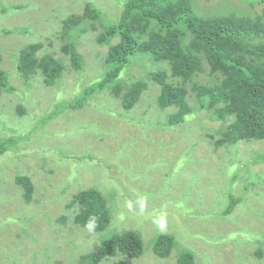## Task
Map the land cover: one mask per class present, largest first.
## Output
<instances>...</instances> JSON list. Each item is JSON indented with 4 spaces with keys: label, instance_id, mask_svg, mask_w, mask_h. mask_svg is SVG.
Segmentation results:
<instances>
[{
    "label": "rangeland",
    "instance_id": "374dc122",
    "mask_svg": "<svg viewBox=\"0 0 264 264\" xmlns=\"http://www.w3.org/2000/svg\"><path fill=\"white\" fill-rule=\"evenodd\" d=\"M123 1L0 0L1 68L15 88L0 96V139L12 132L16 138L15 147L0 157V198H5L0 203V264H75L84 252L100 246L108 232L128 230L141 233L145 244L144 253L130 264H177L186 247L201 253L196 264H206L204 259L209 264H264V242L257 247V243L243 246L244 241H239V248H243L239 254L232 244L217 250L210 243L218 236L228 238L233 231H248L252 236L264 233V164L253 158L254 153H264V142L239 143L232 149V153L238 150L237 158L222 149L211 153L205 132L193 119L186 126L193 127L190 132L182 126L142 132L138 122L157 127L175 111L168 108L160 112V87L151 81L131 111L122 109L108 90L92 97L88 105L70 109L69 103L79 100L83 88L105 75L104 58L118 39L99 45L97 36L108 20H117ZM87 4L104 17L102 23L85 21L81 25L84 31L79 32L76 42L83 67L76 71L61 50V22L82 15ZM191 5L195 14L205 18L264 16V0H192ZM32 43L43 44L40 56L53 54L64 62L66 69L57 84L46 85L41 75H34L28 83L20 78L18 53ZM153 63L148 57L134 59L124 72V81L129 83V76L149 80ZM199 81L215 79L206 72ZM193 102L189 97V103ZM196 113L200 120L209 114ZM204 124L217 128L219 123L206 120ZM194 151L200 156L196 162V156L191 155ZM180 154L184 155V166L173 173ZM227 155L226 163L236 162L231 172L228 165L219 162ZM159 156L163 162H158ZM70 162L75 163L79 182L69 179ZM19 175L30 177L34 186L30 203L22 199L23 188L16 183ZM252 177L259 179H253L258 182L254 189L246 187ZM234 178L235 195L242 201L234 217L222 216L219 213L227 205V185ZM90 187L99 188L116 207L114 222L104 233L91 226H75L76 207L67 205L80 189ZM190 209L193 214L188 217ZM62 216L68 217L65 223L58 221ZM156 234H172L177 239L169 256L154 254L152 239ZM259 247L263 249L260 257L256 255Z\"/></svg>",
    "mask_w": 264,
    "mask_h": 264
},
{
    "label": "trees",
    "instance_id": "16d2710c",
    "mask_svg": "<svg viewBox=\"0 0 264 264\" xmlns=\"http://www.w3.org/2000/svg\"><path fill=\"white\" fill-rule=\"evenodd\" d=\"M191 2L192 0H124L117 20H108L104 30L97 36L99 45H108L113 39H118L116 44L109 47L104 58L107 68L105 75L83 88L79 100L70 102L69 106L70 109H80L88 105L92 97L108 90L111 96L121 102L122 109L131 111L148 90L151 81L160 87L157 98L160 112L168 108L175 111L160 120L157 127L138 122L137 127L142 132L147 129L178 130L181 126L190 132L193 127L186 126L193 119L197 121L198 128L205 132L211 153L222 149L230 153V157L238 158V150L235 149V153H232V149L239 143L264 142V16L220 15L205 18L195 14ZM103 17L100 10L87 4L82 15H72L61 22V50L69 58L72 69L81 71L83 67L76 42L79 32L84 31L81 25L85 21L102 23ZM42 49L41 43L21 48L16 67L24 82L28 83L34 75H41L43 82L52 86L62 78L66 66L53 54L40 56ZM138 57H148L155 62L152 68L148 67L149 80L129 76L128 83L124 81V76H127L124 72ZM206 72L215 81L201 83L199 76ZM14 91L6 71L1 68L0 58V96L3 92ZM189 97L194 100L192 104L189 103ZM20 108L24 111L22 105ZM196 112L209 114H204L200 120ZM206 120L219 124L217 128L209 127L204 124ZM14 133L0 139V157L15 147ZM191 155H195V151ZM254 155L256 162L264 164V153ZM179 156L173 173L184 166V155ZM230 157H220L219 162L221 166L228 165L231 172L236 167V162L226 163L225 160ZM199 158L200 156H196L193 162L200 160ZM204 159L208 161L209 157L205 156ZM159 161L163 162L161 156L158 157ZM71 162L69 179L75 180V163ZM253 179L259 180L257 177L248 179L246 187H256L258 182ZM16 183L23 188L24 202L30 203L34 194L30 177L19 175ZM235 183L236 178L227 185V205L219 213L222 216L234 217L235 210L242 201L241 196L235 195ZM7 191L11 193L12 188L9 187ZM4 202L5 198H0V203ZM172 204L176 205L177 201L173 200ZM67 205L70 208L76 207L73 217L75 226H91L95 232L104 233L114 222L116 207L109 204L108 196L97 187L80 189ZM192 214L193 209L186 213L188 217ZM67 220V216H62L58 221L65 223ZM227 237L218 236L210 243L217 250L232 244L236 254H239L243 249L239 248V241H244L243 246L249 242L257 243V247L264 242V233L252 236L248 231H233ZM176 246L177 239L172 234H156L152 239V250L160 258L169 256ZM144 250L141 233L128 230L118 234L111 231L104 235L100 246L84 252L75 264H130V260L140 257ZM73 251L78 252V249ZM256 253L260 257L263 249L259 247ZM200 254L186 247L179 253L177 264H196V258ZM204 260L209 264L208 259Z\"/></svg>",
    "mask_w": 264,
    "mask_h": 264
}]
</instances>
